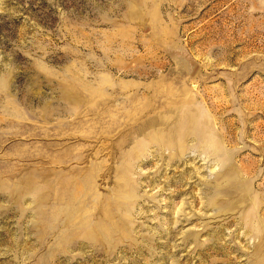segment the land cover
Wrapping results in <instances>:
<instances>
[{"label":"rangeland","instance_id":"obj_1","mask_svg":"<svg viewBox=\"0 0 264 264\" xmlns=\"http://www.w3.org/2000/svg\"><path fill=\"white\" fill-rule=\"evenodd\" d=\"M0 264H264V0H0Z\"/></svg>","mask_w":264,"mask_h":264}]
</instances>
